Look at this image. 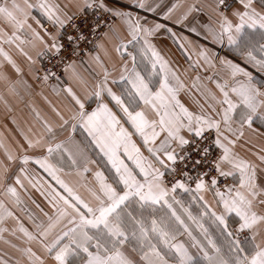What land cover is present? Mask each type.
<instances>
[{
	"label": "snow or ice",
	"instance_id": "obj_1",
	"mask_svg": "<svg viewBox=\"0 0 264 264\" xmlns=\"http://www.w3.org/2000/svg\"><path fill=\"white\" fill-rule=\"evenodd\" d=\"M133 2L139 9L155 11L146 0ZM219 4L225 5V0ZM239 4L241 9L233 11L231 18L219 13L218 28L210 29L211 40L218 44L226 40L231 50L264 72V0H239ZM93 7L123 19L127 26L126 36L112 32L115 51L123 61L119 76L110 80L111 73L104 68L103 78L83 99L71 87L64 91L75 105L69 118L71 132L81 129L87 134L90 145L104 158L107 174L95 171V186L87 189L89 198L81 196L59 175L63 168L48 157L57 154L63 161L67 155L68 166L77 168V155L87 160L83 149L79 144L75 152L66 147V142L73 143L71 135L54 146L49 144L47 156L35 163L62 189L52 188L49 193L56 212L46 225H35V234L23 225L20 232L29 241L39 240L55 264H264V186L258 183L257 165L234 150L246 130L264 136V83L238 64L222 60L233 78L242 74L245 79L231 87L217 82L220 96L201 92L204 103L194 100L199 111H191L179 99L184 89L179 75L149 40L164 25L145 27L129 11L110 8L103 0L99 4L85 0V9ZM32 9H39L53 25L65 24L58 15L59 6L48 0L38 4L24 0L23 5L0 0V19L23 29ZM5 35L0 30V36ZM33 35L43 41L35 30ZM14 37L15 32L8 42ZM52 40L51 48L59 52L62 45L55 37ZM0 54L12 62L2 49ZM200 55L211 62L207 50ZM95 59L100 62L98 56ZM57 115L63 125L69 124V119ZM45 128L54 133L50 125ZM185 133L201 141L208 139L206 133H214L211 143L219 155L209 160L210 147L197 146L200 159L194 163H210L215 176L205 171L193 177L178 167L191 158L184 150L193 141ZM28 147H34L31 140ZM31 159L24 155L21 163L27 165ZM259 159L264 163V155ZM89 171L85 164L77 175ZM16 183H21L19 176ZM7 191L16 196L14 187ZM206 192L213 194L214 204L205 199ZM25 251L34 264H44L31 248Z\"/></svg>",
	"mask_w": 264,
	"mask_h": 264
},
{
	"label": "crops",
	"instance_id": "obj_2",
	"mask_svg": "<svg viewBox=\"0 0 264 264\" xmlns=\"http://www.w3.org/2000/svg\"><path fill=\"white\" fill-rule=\"evenodd\" d=\"M23 2L24 0H17L21 5ZM39 2L40 0H29L32 4ZM100 2L102 0H89V3L93 4ZM103 2L110 8L129 11L133 17L138 16L145 27H152L157 23L164 25V28L150 36L149 40L168 62V66L179 75L184 84L179 99L191 111H199L194 100L204 103L201 92L209 91L217 97L220 96L216 87L217 82L221 84L227 82L231 87L237 81L245 79L242 74L233 78L231 70L221 63L222 60H230L238 64L251 72L258 83H264V72H260L259 75L254 74L246 67H250V64L245 62L246 66L242 65L231 53L219 58L217 64L215 50L222 44L212 42L210 29L218 28L219 0H146L147 4L155 8L154 12L135 7L133 0H103ZM48 3L59 6L58 15L64 19L65 24L74 14L92 9L84 8L85 0H48ZM254 6L259 10L258 3ZM238 9H241L239 2L227 15L231 18V13ZM46 24H50L51 28H44ZM28 25H31V28ZM61 28L53 25L39 9L30 10L27 24L23 29H14L0 19V30L7 34L0 36V49L7 53L12 61L10 63L3 54H0V205H3L0 211L4 214L6 213L4 210L12 213L8 218L0 219V230H3L0 231V264H34V259H30L25 251L28 248L40 256L44 264H55L39 240L29 241L19 230L23 225L29 232L35 234L36 224L46 225L48 217L55 215L56 209L49 202V193L52 188L61 192L62 189L35 163L36 159L47 156L49 144L54 146L56 143L66 141L71 135L73 143L66 142V147L75 152V144H79L83 149L87 160L77 155V168L68 166L67 155L64 156L63 161L57 154L48 157V160L63 168L59 173L61 178L85 198H89L87 189L95 186L93 173L97 170L106 172L99 165L100 159H102L101 163H105L104 158L94 145H90L87 134L81 129L71 132L72 122L69 118L75 105L64 89L71 87L83 99L86 92L92 90L96 81L103 78L104 68L111 73L110 80L118 78L123 61L115 51L116 41L112 38V32L126 36L127 26L123 19L115 18L112 26L105 32L107 35L104 33L101 36L83 61L71 64L62 79L40 85L37 76L42 58L55 50L51 48L52 37L56 38L58 44ZM33 30L43 37V41L34 37ZM13 32L15 37L8 42V37L12 36ZM225 42L227 50L231 51L226 40ZM204 50L208 52L210 63L200 55ZM97 56L100 58L99 63L95 59ZM113 88L115 90V86ZM92 107L95 105L93 104ZM57 113L69 119V124L63 125ZM46 124L53 128L54 133L47 132ZM185 135L188 136L187 133ZM192 137L188 136L189 139ZM133 139L137 144L141 143L139 137L134 136ZM28 140L33 142L34 147H28ZM234 150L242 158L257 165L258 183L264 186V163L259 159V156L264 155V136L246 130L245 136L237 143ZM142 151L147 155L143 147ZM9 155L14 158L9 159ZM24 155L32 158L27 165L21 163ZM60 163L66 165L60 166ZM85 164L91 171L84 173L83 176L77 175L78 170L83 171ZM21 168L25 170L23 173ZM17 176L20 177V184L16 183ZM9 187L16 189V196L7 191ZM204 195L210 204H214L213 194L206 192Z\"/></svg>",
	"mask_w": 264,
	"mask_h": 264
},
{
	"label": "built area",
	"instance_id": "obj_3",
	"mask_svg": "<svg viewBox=\"0 0 264 264\" xmlns=\"http://www.w3.org/2000/svg\"><path fill=\"white\" fill-rule=\"evenodd\" d=\"M236 2L237 0H225V5L218 4V9L225 11ZM112 20L113 18L109 13L98 8L74 14L63 27V39L59 43V45H62V48L59 52L55 50L44 60L41 70L42 75L48 76V78L59 77L65 66L72 60H78L84 57L92 45L112 23ZM97 22H99V27H96ZM69 37H72V39L70 40ZM199 141L194 142L192 146L195 153H197L195 149L199 146ZM196 168V165L191 163L184 170L191 175L196 174ZM198 173L202 172L200 171Z\"/></svg>",
	"mask_w": 264,
	"mask_h": 264
},
{
	"label": "rangeland",
	"instance_id": "obj_4",
	"mask_svg": "<svg viewBox=\"0 0 264 264\" xmlns=\"http://www.w3.org/2000/svg\"><path fill=\"white\" fill-rule=\"evenodd\" d=\"M239 2V0H237V2L233 5V6H231V7H229V8H227L225 11H220L219 9H217V11L220 13V12H224L225 14H227L237 3ZM218 7V6H217ZM93 9V8H92ZM86 11H88V10H86ZM81 12H85V11H81ZM77 14V13H76ZM72 17V16H71ZM70 17V18H71ZM113 18V20H112V23L108 26V28L104 31V33L112 26V24H113V22H114V17H112ZM69 20V19H68ZM48 26V27H47ZM47 27V28H46ZM64 27V26H63ZM63 27L59 30V42H58V44L60 43V40H62L63 39ZM44 28H46V29H50L51 28V26H50V24H46L45 26H44ZM104 33L101 35V36H103L104 35ZM101 36L98 38V40L101 38ZM97 40V41H98ZM96 41V42H97ZM96 42L92 45V47L89 49V51L84 55V57L83 58H81V59H78V60H72L68 65H66L65 66V68H64V70H63V72H62V74L59 76V77H56V78H48L47 80H45L44 79V77L45 76H43L42 75V68H43V64H44V60H46V58L48 57V56H50L55 50H53L52 52H50L48 55H46V56H42L43 58H42V62H41V65H40V68L38 69V76H37V81H38V83L40 84V85H44L45 83L47 84V83H49V82H55V81H57V80H60V79H62L63 77H64V75H65V72H66V69L71 65V64H73V63H75V62H79V61H83L84 59H85V57H86V55L95 47V45H96ZM226 45V42H224L221 46H219V47H217L216 48V52H215V59H216V62H217V64H218V61L217 60H219V58H221V57H223V56H227L228 54L230 55V53L232 54V55H235L236 56V58L238 59V61L240 62V63H242V65H245V62H246V60L243 58V57H241L240 55H238L236 52H232V50L230 51V50H227V47L225 46ZM241 59H243V60H241ZM244 61V62H243ZM246 66V65H245ZM247 68H250L252 71H253V73L254 74H256V75H259V71L257 72L256 70H254L253 69V67L250 65V67L249 66H246ZM252 67V68H251ZM206 135H208V139L207 140H204V141H201L200 139H198V138H196V137H192V138H190V140L191 141H193L189 146H187L186 147V149L184 150V151H186V152H189V153H191V158L190 159H188V160H186L185 161V164L184 165H186V167L189 165V164H193L194 163V161L195 160H197V159H200V156H199V153H195L194 152V149H193V144H194V142H196V141H198V140H200L199 141V146L202 148L203 146H209L210 147V156H209V160H212V159H214L217 155H219V150L215 147V145L214 144H212L211 143V141H212V139L214 138V133L213 134H207L206 133ZM182 155L184 154L183 152L181 153ZM102 162V159H100V167H102V169L104 168L105 170H106V168H105V163H101ZM195 164V163H194ZM66 164L65 163H60V166H65ZM184 165H179L178 167H180V168H183V169H185V167H184ZM196 165V164H195ZM196 174H191V176H193V177H195L197 174H198V172H205V171H208L209 172V175L210 176H215L216 175V173H215V171L214 170H211L212 169V166H211V164L210 163H201V164H199V165H196ZM203 170V171H202ZM106 172H107V170H106ZM168 179L169 180H171L172 178L171 177H168ZM192 186L194 187L195 185H194V183L192 184ZM211 193V192H210ZM212 194V193H211ZM3 218H8V215L5 213L4 214V212H2V211H0V219H3Z\"/></svg>",
	"mask_w": 264,
	"mask_h": 264
}]
</instances>
